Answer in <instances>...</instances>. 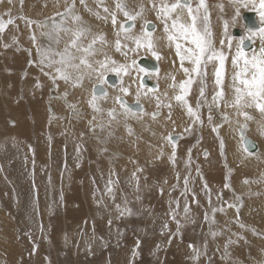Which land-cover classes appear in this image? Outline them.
I'll return each instance as SVG.
<instances>
[{"label":"rangeland","instance_id":"1","mask_svg":"<svg viewBox=\"0 0 264 264\" xmlns=\"http://www.w3.org/2000/svg\"><path fill=\"white\" fill-rule=\"evenodd\" d=\"M191 1L194 2L192 6L195 8L199 0ZM207 1L210 2L211 0ZM255 1L259 3V0ZM117 2L118 0H110L109 3L113 10L104 13L105 15H110L111 20V14H115L116 24L112 23L109 26L100 27L102 32L96 25L99 32L94 35H89L88 37L86 34H82L78 41V43L87 46L93 38H97V42L93 46L96 49V53L94 56H91L90 62H93L95 57L99 56V52L102 55L105 52L112 51L110 41L118 38L117 33L120 34V39H124L121 25L129 19L122 11L117 9ZM122 2L134 10L132 13L140 11L131 6V0H122ZM173 2H175V0H163L158 4L160 7L162 4L170 5ZM209 2L206 3L208 10L210 8ZM107 3L108 2L106 1L103 2L104 5H107ZM212 4H214L213 6L215 8L211 6V13L208 12L209 19L207 21V26L212 33L214 48L217 51H223L226 57L222 74V85L216 84L215 73L218 71L217 61H208L206 66L202 65V71L205 72V75L197 76L195 73H192L193 83L189 86L190 89L188 88L189 92L185 96V99L187 102L189 101L188 105H191L193 109H198V115L205 116V111H207V118L209 119L208 115H211V119L215 121V125L219 128L220 123L218 124L216 122L217 118H213V115H215L214 110L220 106L218 105V107L216 102L210 101V98H213L211 96L212 93L215 95L216 92L224 87L226 90L229 89V96L230 92L232 93L231 87L233 86V78L236 74L228 73V51L226 49L231 48L228 47V40L229 38L231 39V46L237 41L240 42L241 36L235 37L233 35V30L235 28L244 30L242 19L243 13L250 11L249 9L254 10L255 8L253 7L255 6L258 8L256 11H258L259 14L260 10L259 5H253L250 3L247 7L240 6L239 15H236V8L232 6L230 0H213ZM220 5H223V10H221ZM67 8L68 7H66V9ZM88 9L90 13L94 15L92 4H90ZM256 11L254 10V12ZM157 13L158 11H156L154 15L158 16ZM5 14L7 17L13 15L12 12ZM28 14L29 18L35 20L38 19L36 13ZM202 15L203 9H201V16ZM184 16L182 22H190V18L187 16L186 12ZM53 17L54 16L47 20L48 23L53 24L56 29L61 23V20ZM64 17L68 20V23L72 20V17L70 18L67 14L66 16L64 15ZM83 17L84 16H80V18ZM102 18L103 17L100 14L87 19L90 21L97 20L100 24ZM233 18L235 19L234 23ZM151 19H153V17L146 14H142L141 17H138L137 21L139 23V29L142 31L145 24L144 22ZM225 20L229 21L227 37L225 36L224 30ZM259 20L262 26H264V19L261 18V15L259 16ZM0 21L4 22L5 20ZM82 21L85 23V20L81 19V22ZM13 22L12 19V23ZM41 22L42 21L37 24V26H39V28H36L37 30H40L39 24L43 23ZM128 22H131L133 25V21ZM45 23L46 22H44V25ZM202 23L201 20H198V26H201ZM75 31L77 30L73 29V31L68 32L69 35L66 36L64 44L62 43L63 47L61 52H63L65 47L70 44L71 40L74 38L73 34ZM51 33H53V31L49 32L48 35ZM39 34L40 36H38L37 39L32 36L31 41L28 39L29 44L34 48H37L39 45L37 43H40L43 39L42 31H40ZM154 34L152 33V36ZM59 35L60 38L62 34ZM256 35H259V31H256ZM100 36H103L104 39L106 36L110 38L106 41H101L98 39ZM255 36L252 37L253 40H255ZM2 39H4V36H0V42ZM21 40L22 39H17V41L15 40L16 42L12 43L14 47L12 51L15 52L16 50L17 52L20 51L19 53L22 52V54L19 55L21 59H19L20 61L18 60V62H21L22 64L26 62V68L22 71V74L26 72L28 75L27 79H25L26 76L22 74L21 76L23 79L19 78V80L18 76L15 78V74H18V64L16 63V60L11 59L10 57L2 59L3 61L0 59V66L4 65L0 69V72H2L0 73V195L2 196L0 197V264H100V262H102L101 264H264V249L261 251L258 250L259 248H264V243L260 239L256 240L255 237L251 236L255 244H263L256 249L251 238L247 237L248 231L254 233V231H252L253 229L240 221H237L238 223L236 222L238 225L231 224L229 218H232L230 217V214L232 213L230 212H233L232 216H237V212L229 206L231 199L225 205V208L229 210L225 212L226 209L223 208L225 213L219 212L222 209L219 208V202H221L222 199L228 200V195L230 196V192L226 191L227 188H223V173L224 176L226 175L225 178H229V181L233 182V178L236 179L235 176L237 175L238 168L237 165L232 166V164L229 168L226 166L225 163H227V161L225 156H228L226 151L228 146L225 138L223 140L220 133L215 132L213 129L215 128L214 123L212 129L209 120L208 123L199 127V121L204 122L206 116H200L198 121L195 116H190L188 114L186 104L175 100V96L181 93L179 84L188 79V76L181 68L180 57L177 55V52L175 53L176 49L173 50L175 42L170 41V43L173 44L172 50L175 55L170 58L169 62L166 65H163L158 61L161 67V70H158V74L147 72L146 69L137 65V61L140 59V54L137 52V56L132 55L131 61H136L135 64L138 66L139 72L135 75L119 76L122 84L133 85L134 89L140 92H147L155 98L156 102L152 103L139 100L135 96H131V100L127 99L128 101H138L142 103L145 110H133L135 115H125L124 108L116 102L121 108L116 106L115 103L110 105L101 104V106L98 107L100 111H96L90 104V100L94 95L92 90L88 95V103L90 107H82L80 105L81 108L78 99L70 100L69 97L67 100H65L66 98L64 99L67 106L59 107L56 104L54 105L57 112H55L53 108L55 116L53 115L54 117H52V123L57 124L58 121H61V126L57 129V132L52 133V142L56 143L57 146V150L54 154L58 159V166H55L53 162L49 165L47 163L48 161L45 160V158H42V155L41 157L37 156L39 161H36L34 157L33 159H30V150L25 151L26 147L33 145L31 144V136L29 132L30 126L27 119L28 117L31 118V107L37 106V102L28 99V104L21 99L23 97H19L22 95L23 88H26V80L31 79V85L33 81H36L37 79L41 78L42 80H45V84L43 85L41 82H36L39 87H42L39 94L40 98L37 99V101L41 103V107L38 108L41 116L43 115L46 117L48 110L46 108L45 99H48L47 95L49 92H52V89L55 90L56 88L57 92L55 91V95H58V91L61 94V87L67 92L66 96H69V94L75 95L76 91L79 92L77 89H80L81 85L86 82V78L93 81H96L97 78L95 75L89 74L88 76H85L84 81L79 86H74L72 81L65 82L64 80L59 79L58 74L55 73L56 69L54 65L52 64L49 66V63L45 62L46 60L49 61L46 56L48 54L51 55L46 52L47 46L43 45V47H41L43 53L39 52L36 54L32 50H27ZM221 40L225 41L223 45L220 43ZM58 41V39L55 40V44H57ZM102 42H108V45L104 50H101ZM179 42H184L187 46H190L185 41L181 40ZM18 47L21 48L19 49ZM259 47L261 48L262 45H259L258 49ZM52 48H50L51 52L54 56L57 55L56 53L59 52V49L52 50ZM258 49L257 52L260 50ZM28 51L34 54L33 59L32 54L29 56L30 52ZM72 51L75 53V49ZM123 51H125V49ZM75 54L80 55V53ZM40 57L44 59L43 63H41L42 59ZM58 59L59 56H57L55 60ZM32 65L34 68L32 67V69H29ZM242 66L243 63L240 67ZM57 67H59V65H57ZM165 67L167 68V71L162 73V68ZM184 67L192 68L193 65L185 60ZM203 68L206 69V71H204ZM31 70L33 75H30ZM83 70H85V68L82 66L80 71L83 72ZM69 71L72 72L73 77L75 78L77 72L72 69H69ZM45 72L49 76L44 75ZM145 74H148L154 79V82L158 84L160 82V93L158 92L156 95L153 91L145 89L148 88V86L144 88L141 86L142 84L140 81ZM105 75L108 74H106V72L104 73V79ZM53 76H56L55 81L53 80ZM172 77H175L174 81ZM173 83L177 86L171 87ZM53 84L55 86L50 89L49 87ZM95 84H102L105 87H110V85L101 82L88 83L86 87L89 89L91 87L94 88ZM116 87L118 86L111 88ZM121 88H123V86ZM201 89H203V91L206 89L204 92L205 95L203 96L200 94ZM192 92L193 95L191 97ZM110 93L107 94L106 97H102L104 95H101V97L98 98L99 103L107 101V98L111 97ZM127 93L130 94L129 91ZM224 95L227 94L225 93ZM13 96L17 98V102H13ZM229 96H226L225 98L227 103L225 108L228 110L229 108H232L229 106L231 103L228 99ZM157 97H159V101L157 100ZM31 99L33 100V97H31ZM202 99L204 100L202 101ZM98 101L96 100V103ZM205 102L207 104H205ZM195 104H197V109ZM169 105L171 107H169ZM209 108L213 111L211 110L210 112ZM252 108L254 107L246 108L244 110L249 114L248 109L250 110ZM110 109H116L119 111L117 118L112 119L109 116ZM66 110L69 114H65L63 115L64 117H62L61 113H64ZM153 111L154 113H158L155 118H158V115H161L160 112L163 111V117L169 124L162 118H160V121L153 123L156 121L152 116ZM145 115L148 116L147 120H144ZM236 116L239 118V125H236V128H238L241 124V112ZM254 116H259L257 110L254 113ZM22 117H24V120L28 123L27 134L24 129L25 136L22 135L23 133L20 134V129L15 126L17 123L16 120L12 119V121L10 120L8 122L9 118L16 119ZM183 121L184 126L177 127V123ZM119 122L122 124H119ZM83 124L89 125L83 127ZM73 128L75 133L73 132ZM197 128H200V131L203 133L201 140L197 138ZM33 131H31V135H33ZM44 132L45 131L42 132L43 141L51 142L47 134ZM212 133L213 136L215 133L214 137L212 136ZM4 134L12 136L14 141L18 142L19 147L16 148L15 145L6 142L3 139ZM177 134L186 136L184 142L181 143L183 144V151H186L187 153V151H193L194 149L196 151L195 158L193 156L189 157V155L185 154V156L183 155L181 158L178 157L179 160H176L175 155H177L178 150L181 148L180 146L177 148L176 145L180 140L178 139L175 143L167 139V137H172ZM237 136H242V133L238 132ZM142 137L146 138V142L150 141L152 137L157 138L162 141L163 145L158 146L156 143H149L145 149H136L135 152L137 154L143 152L144 156L142 157L127 156L125 155L127 154L126 151H122L118 148L117 143L119 141L122 143L123 141H133L136 146ZM206 140H210L211 142H206ZM210 144H214V150L217 152L219 160L213 158L207 165L211 166L210 169L213 168V164L220 165V170L215 171V167L213 171H208L211 173L208 181L214 191L212 192L213 194L207 186L208 183L204 181V176L200 174L201 172L203 173V166L205 165L203 159H208L207 156L209 153L208 150H204L203 152L202 150L208 148ZM62 146L67 147L68 153L62 152ZM241 147L242 145L240 146V149L243 151ZM153 150H159V159H149L147 153ZM203 153L205 154V157L203 156ZM69 154L71 157L67 160L65 157ZM63 155H65V157H63ZM241 156L244 157L242 152ZM193 159L199 160V165L201 166L195 174V166H190V163L192 165L195 161ZM257 159L259 160V158ZM121 160L127 161L128 165L121 166ZM185 161L188 162L186 163ZM66 162L70 163L67 164ZM234 162L243 164L241 161L237 160ZM258 162H261L259 165L264 163V161ZM228 163H230L229 160ZM52 164L54 165L53 168ZM261 169L264 170L263 167H261ZM219 171L221 172V175ZM55 173H57V175ZM161 179H163V181H161ZM185 179L188 181L187 190L185 189ZM110 180L113 181L112 184H109ZM199 180L200 182L203 181L205 186L202 188L198 186V190H202L199 192L203 194L208 202L211 201L212 196L219 198V200L215 199L218 204H215V201L209 202L211 204L213 202L215 207L210 208L211 205L205 203L204 199L198 202L195 198V190L197 189V185L199 184L197 181ZM249 180L258 182L256 178L252 177L249 178ZM249 180L244 178L243 183L249 184ZM168 186L171 187L169 192L165 191ZM109 187L112 188L111 193L108 192ZM189 187L191 188V192L190 189H188ZM180 188H183V191L180 190ZM193 188L194 191L192 190ZM206 190L209 191L207 192ZM253 191L259 192L257 189ZM175 192H178L179 195ZM168 193H170V195H168ZM193 198L195 200H193ZM176 201L178 202L177 205H175L177 203ZM204 203L206 205H204ZM185 208L188 209L187 214L185 213ZM210 210L211 213L209 212ZM241 212L242 209L240 210V216ZM172 213H175L176 215L175 220L172 219ZM6 217L9 220V230L5 228L8 226L4 223L5 221L7 222ZM224 217H227L229 222ZM165 225H167V227H165ZM175 240H178V244H176ZM193 247L200 252L198 260L194 258L195 253ZM255 255L257 256L256 260L253 258Z\"/></svg>","mask_w":264,"mask_h":264},{"label":"bare ground","instance_id":"2","mask_svg":"<svg viewBox=\"0 0 264 264\" xmlns=\"http://www.w3.org/2000/svg\"><path fill=\"white\" fill-rule=\"evenodd\" d=\"M108 2L107 3V5H104L103 4V2ZM109 1L110 0H84V3H81L80 2V0L78 1V0H75V7L72 9V15H75V16H84L83 18H81L82 20H85V23H84V21H82L81 22V19L79 20V21H75V20H73L71 17H72V15H69L70 16V18L72 19L71 21H70V23H68L67 21V19H65V17H64V15L66 16V12H64V11H66V7H69L71 4H72V0H38V1H36V0H23V1H21V0H0V20H5L4 22H5V29H4V31H2V32H0V36H4V39H2L1 40V42H0V48H1V50H0V59L2 60V59H4V58H7V57H10L11 59H13V60H16V63L18 64V74H15V78H16V76H18V79L19 78H22L23 79V77L21 76V74H22V71L23 70H25V68H26V62L24 63V64H22L21 62H18V60L19 59H21L20 57H19V55L20 54H22V52L21 53H19V52H17L16 50H15V52H13L12 51V49L14 48L13 47V45H12V43H14V42H16L17 41V39H22L21 41H23V44H24V46L26 47V49L28 50H32L33 52H35L36 54L37 53H39V52H41V53H43V50L41 49V47H43V45H45V46H47V50H46V52H48V53H50L51 55H47L46 56V58H48L49 60H52V61H56L55 59L57 58V56L58 55H55L54 56V54L51 52V50H50V48H52V50H57V49H59V52H61V50H62V47H63V45H62V43L64 44V40L66 39V36H68L69 35V33L68 32H70V31H73V29H76V30H78V29H84V30H86V31H84L83 32V34H86V36L88 37L89 35H94V34H96L97 32H99V30H101V28L100 27H103V26H109V25H111L112 24V20L110 19L111 18V16L110 15H105L104 13H105V11H104V9L105 8H107L108 9V11H111V10H113V8H111V5H110V3H109ZM132 1V7H134V8H136V9H138V10H140L141 9V6H143V13L142 14H146V15H148V16H151V17H153V19H151V20H148V24H154V29H152V30H149L148 29V24L147 25H145L144 24V26H143V28L144 27H147V30L149 31V32H152L154 35L152 36V38H153V42H154V44H155V51L159 54V56H160V59H157L154 55H152V51H150V50H147V49H145V48H143V47H141V48H138L137 49V51L135 52V54H134V52H131V51H128V49H131V48H135L136 47V45L134 44V42L133 41H131V40H129V41H126V40H122V39H120L121 40V46H122V51L125 49V51H128V56L127 57H125L123 54H122V52H117L116 51V48H115V41L117 40V38L116 39H113V40H111L110 41V44H111V46H112V51H110V52H105V53H103L102 55H101V53L99 52V56H96L95 57V60L94 61H97V60H99V61H103L104 59H105V57L107 56V57H110L112 60H115L117 63H119V64H132V61H131V58H132V55H134V56H137L136 54H137V52H138V54H140V56H139V58L140 59H142L143 57L144 58H150V59H153V60H157V61H159L161 64H163V65H166L168 62H169V60H170V58L173 56V55H175V53H176V51H175V53H174V51L173 50H175L176 48L174 47L173 48V50H172V45L173 44H171L170 43V41L168 40V35H169V33L168 32H165V30H164V21L162 20V19H159L158 18V16H156V15H154V13L156 12V11H158L159 10V4L158 3H160V2H162L163 0H131ZM207 1V0H206ZM205 1V2H206ZM212 1L213 0H211L210 2L209 1H207L206 3H208L209 2V6H210V8H209V10H208V12L209 13H211V6L213 7V8H215L213 5L214 4H212ZM119 2H121V3H123L122 2V0H119ZM190 2H191V4L193 5L194 4V2L193 1H191L190 0ZM155 3V5H156V7H153V4ZM174 3V2H173ZM90 4H92V7H93V11H94V15L96 16V15H100L101 14V16L103 17L101 20H100V24H99V22L97 21V20H88L87 18H93L94 17V15H92L91 13H90V11H89V9H88V7L90 6ZM255 4L256 5H259V3L257 2V1H255ZM208 6V7H209ZM62 7H65V8H62ZM61 8V9H60ZM253 8H255L254 10L256 11V9H258L256 6L255 7H253ZM60 9V10H59ZM127 10L128 11H130V12H133L134 10H132V8H130L128 5H127ZM250 11L252 10V11H254L253 9H249ZM10 12H12L13 13V15L11 16V17H7L6 16V14L5 13H10ZM257 12V14H258V17H257V19H258V22L260 21L259 20V16H260V14H259V12L258 11H256ZM28 13H36V15L38 16V19L37 20H35V19H32V18H29V14ZM184 15H185V13H184ZM41 16H43V17H41ZM52 16H54L55 17V19H58V20H61V23L58 25V26H60V28L61 29H64V28H67V29H70V31H63V30H60V31H54V26L52 25L51 26V24H49L48 23V20L52 17ZM53 17V18H54ZM185 17V16H184ZM211 17H212V14H211ZM13 19V23L11 24H8L7 23V21L9 20V19ZM67 18V17H66ZM69 18V17H68ZM11 19V20H12ZM16 19V20H15ZM39 19H41V20H39ZM48 19V20H47ZM87 20V21H86ZM211 20V19H210ZM40 21H42L41 23L42 24H39L40 25V30L38 29H36V28H39V26H37V24L38 23H40ZM128 21H130V20H127L124 24H123V26L128 22ZM44 22H46L45 23V25H44ZM50 22V21H49ZM210 22V21H209ZM170 23V22H169ZM133 24H134V27H130V29H131V31L133 32V33H136V34H138L141 30L139 29V23H138V21H137V19L133 22ZM96 25H97V27H98V29H97V27H96ZM259 26H260V29L262 28V27H264V26H262V24H261V22H259ZM125 27H126V25H125ZM44 29V30H43ZM51 29H53V30H51ZM40 31H42V41L40 42V43H37V44H39L38 45V47L36 48H34L31 44H29V41H28V39L31 41V36L32 37H34L35 39H37V37L38 36H40ZM51 31H53V33H51L50 35H48V33L49 32H51ZM154 31V32H153ZM234 31V30H233ZM243 31V36L241 37V38H244V41L247 39L246 37V35H249V33L247 32V34H245V30H242ZM34 32V33H33ZM60 32V33H59ZM101 32H102V30H101ZM254 32H256V31H254ZM38 34V35H37ZM59 34H62V36L59 38ZM48 35V36H47ZM17 37V38H16ZM110 37H108V36H106L105 37V39H104V41H106L107 39H109ZM59 40L58 42H57V44H55V40ZM252 39V38H251ZM16 40V41H15ZM37 41V40H36ZM62 41V42H61ZM219 41V40H218ZM218 41H217V43H218ZM252 42H253V48L252 49H250V50H248V51H245L244 50V53H245V57L246 58H250L253 54H259V52H257V49H258V46L259 45H262V46H264V40H262V38H261V36L260 35H256L255 36V40H253L252 39ZM43 43V44H42ZM17 44V43H16ZM125 44H127V48H124L123 46L125 45ZM19 45V44H18ZM107 45H108V42H102L101 43V50H104L106 47H107ZM182 45H184L185 47H187V45H186V43H182ZM17 46V45H16ZM215 46H216V44H215ZM238 46H240V44H239V42L237 41L233 46H231V48L230 49H226L227 51H228V57H227V63H228V73H230V74H232V73H234V74H236L237 72H239L240 71V66H241V64L243 63V60H240V61H238V64H239V66H234L233 65V60L236 58V50H237V47ZM23 47V46H22ZM19 48V47H18ZM21 48V47H20ZM19 48V49H20ZM259 49H260V47H259ZM258 49V50H259ZM28 52H30V51H28ZM58 53V52H57ZM56 53V54H57ZM30 54H32V59L34 58V54L32 53V52H30L29 53V56H30ZM119 54V55H118ZM121 54V55H120ZM141 54H143V55H141ZM40 56V55H39ZM38 56V57H39ZM41 58V57H40ZM90 58L91 57H88V59H89V61H90ZM138 58V59H139ZM31 59V60H32ZM42 59V58H41ZM139 59V60H140ZM174 59V58H173ZM30 60V61H31ZM59 60V59H58ZM138 60V61H139ZM3 61V60H2ZM20 61V60H19ZM92 62L93 63V68H97L98 67V65L97 64H95V62ZM138 61H137V65L139 66V64H138ZM217 61V68H218V70H219V68H220V64H219V61L218 60H216ZM33 62V61H32ZM46 63H49V61H45ZM215 63V62H214ZM53 65H54V67H55V69L57 68V65L58 64H55V63H53ZM136 64H134V65H132L129 69H128V71L125 73V72H121V76L123 77V76H125V75H135L136 73H138L139 72V68H138V66H137ZM2 66H4V65H2ZM2 66H0V69H1V67ZM219 66V67H218ZM32 67H33V65L32 66H30L29 67V69H32ZM34 67H35V63H34ZM33 67V68H34ZM141 67V66H140ZM204 69V68H203ZM161 70V67H160V65H159V71ZM29 71V70H28ZM147 71V70H146ZM159 71L157 72H153V73H159ZM167 71V68L165 67V68H162V73H164V72H166ZM204 71H206V69H204ZM83 72H84V74H85V76H88L89 74H93V75H95L96 76V78L98 77V75H99V73H93V72H90V70H88V69H85V70H83ZM147 72H151V71H147ZM0 73H2V72H0ZM56 73V72H55ZM204 73V75H205V72H203ZM106 74H116V73H114V72H111V71H108V72H106ZM22 75H24V76H26V78L25 79H27V77H28V75L26 74V72L24 73V74H22ZM30 75H33L32 74V70H31V72H30ZM44 75H47V73L45 72V74ZM108 75H105V80H106V77L108 76ZM148 75V74H147ZM36 76H37V74H36ZM47 76H49V75H47ZM46 76V77H47ZM145 76V75H144ZM143 76V77H144ZM143 77L141 78V81L140 82H142V79H143ZM150 77V76H149ZM151 78V77H150ZM22 79H21V81H22ZM24 79V80H25ZM20 80V79H19ZM98 79H96V81H93V80H89V79H87L86 78V82H84L82 85H81V88L80 89H77L79 92H77L76 91V93H75V95H71V94H69V96L67 95L66 96V91H64V89H62V87H61V94L59 93V91H58V95H55L56 94V88H55V90L54 89H52L53 88V86H55L54 84L52 85V86H50L49 88L50 89H52L51 91V93L49 92L48 93V99H45V104H46V108H47V110H48V114H47V116L46 117H44L43 115L41 116V113H40V110H39V108L38 107H41V103L39 102V101H37V99H39L40 97H39V94H40V90H41V88L42 87H39V86H37L38 84H37V82L36 81H38L39 83L41 82L42 83V85L43 84H45V80H42L41 78L40 79H37L36 81H33V83H32V85L30 84V82H31V79H28V80H26V88L24 89L23 88V90H22V95L21 96H19L20 98L21 97H23V98H21V99H23L24 101H26L28 104H29V100L28 99H30L31 101H35V102H37V106L36 107H31V110H30V114H31V118H29L28 117V123H29V126H30V129H29V132H30V136H31V144H33V145H31V146H29V147H26L25 148V151H29L30 150V153H29V157H30V159H33V157H34V159H36V161H39L38 160V157L37 156H39V157H41V155L43 156L42 158H45V160H47L48 162V164L50 165V163H52L53 162V164L55 165V166H58L57 165V163H58V159L55 157V152H56V150H57V146H56V143H54V142H52L53 141V138H52V133H56L57 132V129L61 126V124H60V122L61 121H58L57 119V124H53L52 123V117H54L55 115V112H57V109H55V104L57 105V106H67V104H66V102L64 101V99L65 100H67L68 99V97L70 98V100L71 99H78L79 100V106L81 105L82 107H90L89 106V103H88V99H89V97H88V95H89V92L91 93V90L94 92V90H95V87L98 85V84H95L94 85V88L93 87H91L90 89L89 88H87L86 86H87V84L88 83H92V82H95V83H99L100 81L98 80ZM118 80H119V82H118V84H117V86L118 87H116V88H111V87H115V86H111L110 85V87H105L104 85H102L103 87H105V89L107 90V94H109L110 92V94H111V97H109V98H107V101H102V99H101V101H102V103H99V101H98V98L99 97H101V95H98V94H96L97 95V103H96V105H97V107H99V106H101V104H103V105H110V104H113V103H115L116 104V99H115V97L116 96H120V97H122V98H125V100H126V102L127 103H134V102H138V101H128L127 99H129V100H131V96H135V97H137V93L139 92L140 93V95H139V100H142V101H147V102H149V103H152V102H156V100H155V98L154 97H152L149 93H147V92H140V91H138V90H136V89H134V86L133 85H125V83H121V79H120V77L118 76ZM151 80L153 81L154 79H152L151 78ZM84 81V80H83ZM89 81V82H88ZM154 82V81H153ZM156 83V82H155ZM29 84H30V86H29ZM107 84V83H106ZM142 84V83H141ZM157 84V89H154V88H152V87H150V86H148V88H145V89H147L148 91H153L156 95L158 94V92L161 90V85H160V82H159V84L158 83H156ZM109 85V84H108ZM58 86H60V85H58ZM107 86V85H106ZM127 87L128 88V91L130 92V94H128V93H123V92H120L119 91V89L121 88V87ZM143 88L144 87H146V86H144L143 84L141 85ZM60 88V87H59ZM49 89V90H50ZM151 89V90H150ZM190 89V88H189ZM56 91V92H55ZM205 91H206V89H205ZM204 91V92H205ZM223 91H224V94L226 93L227 95H224V98L222 99V101L220 100L219 101V108H216L214 111H215V115H213V118H217L216 119V122L219 124L220 123V126H219V128H218V126H216L215 124V121H213L212 119H211V122L209 121V123H210V125H211V129L213 128L212 127V125H213V123H214V125H215V128H213V129H215V132H219L220 133V136H221V138L224 140V138H225V141H226V143H227V146H228V149L226 150L227 151V153H228V156H227V158H226V161H227V163H228V159L229 160H232V161H241L243 164H245V165H247V167L249 168V170H250V174L251 175H253L255 178H257L258 177V173L256 172V170H257V168H258V166H259V164L261 163V162H258V161H262V160H260V158H259V160L257 159L258 157H260L261 156V147H260V145H258V140L257 139H255V138H253L251 135H250V133L251 134H253L254 136H257V135H259V133L260 132H262V133H264V125H261L260 127H257L256 125H252V124H250V122H248V121H245L243 124H241L238 128H236V127H233L232 125H231V122H230V120H231V118H230V116L228 115V112H227V109L225 108V103H226V96H229V89L228 90H226L225 89V87L223 88ZM189 92V91H188ZM15 93V92H14ZM145 93L147 94V95H145ZM160 93V92H159ZM60 94V95H59ZM201 94V93H200ZM15 95V94H14ZM192 95H193V92H192V94H191V97H192ZM204 95H205V93H204ZM107 96V95H106ZM105 95L104 96H102V97H106ZM124 96V97H123ZM211 96L213 97L214 96V93H212L211 94ZM31 97H33V100L31 99ZM190 97V98H191ZM13 98V102H17V98H15L14 96L12 97ZM19 99V98H18ZM63 99V100H62ZM189 100V99H188ZM200 100V99H199ZM204 99H202V101H203ZM210 101H213V99L212 98H210ZM71 103H73L72 101H70ZM189 102V101H188ZM198 102V101H197ZM205 104H207L206 102H205ZM213 105V104H212ZM72 106V105H71ZM80 106V107H81ZM116 106H120V105H117L116 104ZM195 106H196V109H197V104H195ZM214 106V105H213ZM70 107V106H69ZM81 107V108H82ZM53 108H54V111L55 112H53ZM63 108V107H62ZM73 108V107H72ZM101 108V107H100ZM119 108H121V107H119ZM145 108V107H144ZM199 108V107H198ZM70 109V108H69ZM200 109V108H199ZM210 109V108H209ZM62 110V109H61ZM65 110V109H64ZM111 110V109H110ZM145 110V109H144ZM195 110V109H194ZM198 110V109H197ZM212 110V109H211ZM240 111H242V109H239ZM252 110H257V108H252V109H248V111H252ZM70 111V110H69ZM213 111V110H212ZM60 112V111H59ZM62 112V111H61ZM160 112V111H159ZM115 113H116V116H115V118H117L118 117V115H119V111H117L116 109H115ZM153 113H154V111H153ZM59 114V113H58ZM62 114V117H64L63 115H65V114H69V112H67V110L66 111H64V113H61ZM140 114V113H139ZM160 114L161 115H158L159 117L158 118H155L156 119V121H154L153 123H156V122H158V121H160V118H162V119H164V117H163V111H161L160 112ZM220 114H221V116H220ZM54 115V116H53ZM207 115V111H205V116ZM57 116V115H56ZM95 116V115H94ZM205 117L204 115H199V117ZM209 116V115H208ZM96 117V116H95ZM145 117V119L144 120H147L148 119V116L147 115H145L144 116ZM67 118V117H66ZM12 119H14V120H16V127H18L19 129H20V134H22L23 136H25L26 134H27V121L26 120H24V117H22V118H9L8 119V122L11 120L12 121ZM55 119V118H54ZM204 119V118H203ZM2 120V119H1ZM23 120H24V124H23ZM55 120V121H56ZM60 120V119H59ZM165 120V119H164ZM208 118H207V116H206V119L204 120V122H201V121H199L200 123H199V127H202V125L203 124H205V123H208ZM166 121V120H165ZM194 121V120H193ZM14 122V121H13ZM54 122V121H53ZM167 122V121H166ZM85 123H86V121H85ZM168 123V122H167ZM53 124V125H52ZM90 124V123H89ZM89 124H83L84 126L83 127H85V125L86 126H88ZM97 124H98V121H97ZM119 124H122L121 122H119ZM169 124V123H168ZM5 125V124H4ZM24 125V126H23ZM182 126H184V121L183 122H178L177 123V127H182ZM70 127H72V126H70ZM241 127V128H240ZM24 129L26 130V134H24ZM34 130V131H33ZM197 130H198V133H197V138L199 139V140H201V138H202V132L200 131L201 129L200 128H197ZM220 130V131H219ZM31 131H33V135H31ZM43 131H45L44 133L45 134H47V136H48V138L51 140V142L50 141H43V136H42V132ZM65 131V130H64ZM189 131H190V129H189ZM73 132L75 133V131H74V128H73ZM238 132H241L242 133V136H240V137H238L237 136V133ZM64 134V133H63ZM21 135V136H22ZM54 135V134H53ZM212 136H213V133H212ZM214 136H215V133H214ZM213 136V137H214ZM173 137V136H172ZM174 137H176V138H178L180 141H178L179 143L176 145V147L178 148L179 146L181 147L179 150H178V153H177V155H175V158H176V160H179L178 159V157L179 158H181V156H185V154H187V155H189V157L190 156H193L194 158H195V156H196V154H195V150L193 149V151H187V153H186V151H183V144H181L182 142H184V139L186 138V136L185 135H182V134H177V135H174ZM173 137V138H174ZM252 137V138H251ZM246 138H249V139H252L253 141H255L256 143H257V147H258V149H257V151L255 152V153H252L251 155H249L248 153H246L245 151H244V141H245V139ZM3 139L6 141V142H10V144L11 145H15V147L16 148H18L19 147V145H18V142L17 141H14V138L12 137V136H10V135H8V134H4V136H3ZM177 139V140H178ZM218 139H219V137H218ZM138 140V139H137ZM146 140V138L145 137H142L141 139H140V141H139V143L135 146L134 145V143H133V141L132 142H124L123 141V143L122 142H118L117 143V145H118V148L119 149H121L122 151H126L127 152V154H125V155H127V156H131V157H135V156H138V157H142V156H144V154H143V152L142 153H140V154H137L136 152H135V150L137 149V150H139V149H145L146 147H147V145L149 144V143H156L158 146H162L163 144H162V141L161 140H159V139H157V138H153L152 137V139H150V141H148V142H146L145 141ZM172 141V140H171ZM209 142L210 140H206V142ZM217 141V140H216ZM174 142V141H173ZM211 142V141H210ZM175 143H176V140H175ZM201 143V142H200ZM202 144V143H201ZM205 144V143H204ZM224 144V143H223ZM203 145V144H202ZM208 145V144H207ZM225 145V144H224ZM242 145V150L243 151H241V149H240V146ZM218 146H219V144H218ZM220 146H222V145H220ZM33 147H34V150H33ZM60 147V146H59ZM61 148V147H60ZM114 148H115V146H114ZM223 148H224V146H223ZM222 148V149H223ZM221 149V148H220ZM225 149V148H224ZM31 150H32V152H31ZM118 150V149H117ZM204 150H208L209 151V153H208V159H203L204 160V169H203V173L201 172L200 174L202 175V176H204V181L205 182H207L208 183V187H209V190H210V192L212 193V192H214L213 191V189H212V187L210 186V183H209V181H208V179L210 178V176H211V173L210 172H208V171H213L214 169H215V167H213L212 169H210V167L211 166H208L207 164L213 159V158H216V159H218L219 157H217V152H215V150H214V144L213 145H211L210 144V146H208V148H205V149H203L202 150V152L204 151ZM62 152H67L68 153V149H67V147L66 146H62ZM201 152V153H202ZM222 152V151H221ZM241 152H242V154L244 155V157H242L241 156ZM263 154V153H262ZM34 155V156H33ZM61 155V154H60ZM118 155V154H117ZM140 155V156H139ZM147 155H148V157H149V159H159V150H153V151H151V152H149V153H147ZM59 157V156H58ZM63 157H65V155H63ZM69 157H71V155L69 154V155H66V157L65 158H67V160H69ZM81 158V157H80ZM264 158V157H263ZM62 159V158H61ZM253 159H255V160H258V161H255V160H253ZM42 160H44V159H42ZM44 160V161H45ZM73 160V159H72ZM193 160H195V159H193ZM193 160H191V161H193ZM219 160V159H218ZM223 160V159H222ZM156 161V160H155ZM154 161V162H155ZM43 162V161H42ZM164 162H166V161H164ZM186 162V161H185ZM188 162V161H187ZM186 162V163H187ZM199 160H195L194 161V163L191 165V163H190V166H192L193 167V165L195 166V170H194V174L196 173V171L197 170H199V168L201 167L200 165H199ZM45 163V162H44ZM67 164H69L70 162H66ZM203 163V162H202ZM52 164V168H53V165ZM65 164V163H64ZM121 166H127L128 165V163H127V161H125V160H121ZM226 164V163H225ZM186 165V164H185ZM1 167V166H0ZM34 167V166H33ZM186 167H188V166H186ZM39 168V167H38ZM63 168V167H62ZM170 169V168H169ZM185 169H187V168H185ZM36 170V169H35ZM38 170V169H37ZM171 170V169H170ZM169 170V171H170ZM189 170V169H188ZM59 171V170H58ZM142 171H144V170H142ZM167 171V170H166ZM187 171V170H186ZM190 171H191V169H190ZM34 172V171H33ZM38 172V171H37ZM193 172V171H192ZM200 172V171H199ZM31 173V172H30ZM56 175H57V173H55ZM199 174V175H200ZM58 175H59V173H58ZM43 176V175H42ZM184 176H185V174H184ZM197 176V175H196ZM226 176V175H225ZM224 177V176H223ZM51 179V178H50ZM167 179H168V177H167ZM171 179V178H170ZM190 179H191V175H190ZM200 179H202V178H200ZM230 180V179H229ZM231 180H232V178H231ZM29 181V180H28ZM38 181V180H37ZM54 181V180H53ZM161 181H163V179H161ZM223 181H225L224 179H223ZM227 181V180H226ZM235 181V180H234ZM50 182V181H49ZM176 182V181H175ZM197 182H199V184L197 185V189L195 190V193H196V195H195V198L197 199V201L199 202L200 200H202V199H204V202L205 203H209V202H211V201H209L208 202V200H206L205 199V197L203 196V194H201L199 191H202V190H198V186H200V188H202L203 186H205L204 185V183H203V181H201L200 182V180L199 181H197ZM174 184V183H173ZM226 184V183H225ZM235 184L237 185L236 186V188H237V190H241L243 187H244V183L241 181V182H236L235 181ZM247 184V183H246ZM227 185V184H226ZM248 185V184H247ZM44 186V185H43ZM182 186V185H181ZM195 186V185H194ZM45 187V186H44ZM173 187V186H172ZM183 187V186H182ZM229 188V187H228ZM50 189V188H49ZM183 188H180V190H182ZM188 189H190V192H191V188L189 187ZM16 190V189H15ZM38 190V189H37ZM53 190H54V187H53ZM171 190V187H169L168 186V188L165 190V191H167V192H169ZM174 190V189H173ZM179 190V191H180ZM185 190V189H184ZM193 191H194V188L192 189ZM208 190V191H209ZM52 191V190H51ZM183 191V190H182ZM207 191V190H206ZM207 191V192H208ZM185 192V191H184ZM189 192V193H190ZM233 192V191H232ZM165 193V192H164ZM163 193V194H164ZM175 193H177L178 194V192H175ZM183 193V192H182ZM194 193V192H193ZM194 193V194H195ZM237 193H239L238 191H237ZM18 194V193H17ZM41 194V193H40ZM46 194V193H45ZM213 194V193H212ZM168 195H170V193H168ZM179 195V194H178ZM227 195H228V193H227ZM167 196V195H166ZM208 196H210V195H208ZM0 197H2L1 195H0ZM43 197V196H42ZM171 197V196H170ZM169 197V198H170ZM228 197H229V195H228ZM235 197V196H234ZM19 198V197H18ZM168 198V199H169ZM190 198V197H189ZM22 199V198H21ZM178 199H179V197H178ZM211 199H212V197H211ZM183 200V199H182ZM193 200H195L194 198H193ZM239 200V199H238ZM237 200V201H238ZM165 201V200H164ZM235 201V200H234ZM177 202V201H176ZM224 202H229V201H224ZM236 202V201H235ZM182 203V202H181ZM204 203V205H206ZM222 203V202H221ZM220 203V204H221ZM165 204V203H164ZM164 204H162V205H164ZM168 204V203H167ZM178 204V202L175 204V205H177ZM210 205H211V203H209ZM219 204V205H220ZM222 204H224V203H222ZM227 204V203H226ZM201 205V204H200ZM236 205V204H235ZM166 206V205H165ZM225 206V205H224ZM178 207V206H177ZM176 207V208H177ZM187 207V206H186ZM202 207H203V205H202ZM201 207V208H202ZM209 207V206H208ZM57 208V207H56ZM170 208V207H169ZM200 208V207H199ZM205 208V207H204ZM210 208H212V205H211V207ZM222 208V207H221ZM166 209V208H165ZM236 209V208H235ZM204 210V209H203ZM212 210V209H211ZM211 210L209 211L210 213H211ZM214 210H215V208H214ZM56 211V210H55ZM180 211V210H179ZM207 211V210H206ZM226 211V210H225ZM204 212V211H203ZM219 212H221V210L219 211ZM222 212H224V210L222 211ZM7 213V212H6ZM57 213V212H56ZM213 213V212H212ZM225 213V212H224ZM231 213V212H230ZM173 214V213H172ZM212 215V214H211ZM210 215V216H211ZM232 215V214H231ZM234 216V215H233ZM8 217V216H7ZM6 217V218H7ZM206 217V216H205ZM5 218V219H6ZM5 219H4V221H5ZM10 219V218H9ZM227 219V218H226ZM233 219V218H232ZM205 221V220H204ZM223 221V220H222ZM230 221H232V220H230ZM9 220H8V218H7V222L5 221L4 223L6 224V225H8V226H6L5 224V228L7 229V230H9ZM228 222H229V220H228ZM239 222V221H238ZM237 222V223H238ZM12 224V223H11ZM244 224V223H243ZM57 225V224H56ZM236 225H238V224H236ZM227 226V225H226ZM239 226H242V225H239ZM229 227V226H228ZM253 229V228H252ZM12 230V229H11ZM251 230V229H250ZM253 231V230H252ZM12 232V231H11ZM222 232V231H221ZM230 232V231H229ZM175 233V232H174ZM87 237V236H86ZM169 237V236H168ZM84 238V237H83ZM209 238H210V236H209ZM70 240V239H69ZM257 240V239H256ZM87 241V240H86ZM176 241V244H178V240H175ZM74 243V242H73ZM86 243V242H85ZM168 244V243H167ZM259 244V243H258ZM85 245V244H84ZM174 245V244H173ZM182 245V244H181ZM69 246V245H68ZM165 246V245H164ZM176 246V245H175ZM174 247V246H173ZM219 247V246H218ZM178 248V247H177ZM176 248V249H177ZM182 248V247H181ZM63 249H65V248H63ZM73 249V248H72ZM206 249V248H205ZM223 249V248H222ZM254 249V248H253ZM260 249V248H259ZM263 249V248H262ZM181 250V249H180ZM185 250V249H184ZM210 250V249H209ZM79 251V250H78ZM89 251V250H88ZM155 251H157V250H155ZM182 251V250H181ZM219 251V250H218ZM257 251V250H256ZM69 252V251H68ZM260 252V251H259ZM182 253V252H181ZM211 254V253H210ZM221 254V253H220ZM230 254H232V253H230ZM81 255V254H80ZM182 255V254H181ZM212 255V254H211ZM226 255H227V253H226ZM73 256V255H72ZM18 257V256H17ZM53 257V256H52ZM87 257V256H86ZM179 257V256H178ZM220 257V256H219ZM225 257H227V256H225ZM181 259V258H180ZM223 260V259H222ZM177 261V260H176ZM102 262H100V264H101ZM203 264V263H202Z\"/></svg>","mask_w":264,"mask_h":264},{"label":"snow or ice","instance_id":"3","mask_svg":"<svg viewBox=\"0 0 264 264\" xmlns=\"http://www.w3.org/2000/svg\"><path fill=\"white\" fill-rule=\"evenodd\" d=\"M81 3H84V0H80ZM230 3L233 7L236 8V15H239V7H247L250 3L255 5V0H230ZM75 7V0H72V4L66 9L67 15H72V9ZM117 9L123 12V14L128 17L130 21H135L138 17L142 16L143 6H141L140 11L132 13L127 10V5L124 3L117 2ZM153 7H156L155 3ZM221 10H223V5H220ZM201 9H203V15L201 16ZM259 10L261 18L264 19V0H259ZM105 12L108 11L107 8L104 9ZM187 13V16L190 18V22H182L184 13ZM158 17L164 21V30L168 32V40L171 42H175V48L177 55L180 57L181 68L183 72L188 76V79L179 84V88L181 89V93L175 96V100L183 102L187 105V112L190 116H195L197 120L200 119L197 114L198 110H194L191 105H188V102L185 99V96L188 93L189 86L193 83L192 73H195L197 76L203 75L202 65L206 66L208 61L218 60L220 64V68L216 71V84L222 85V74L224 69V61L226 59L223 51H217L213 45L212 33L207 26V21L209 19L207 4L205 0H199L198 4L195 8H193L190 0H175L174 3L162 4L158 10ZM112 15V23L116 24L115 14ZM72 19L75 21H79L81 18L79 16L72 15ZM198 20H201L203 23L201 26H198ZM170 22V23H169ZM235 19L233 18V23ZM8 24L12 23V20L9 19L7 21ZM145 25L149 22L145 21ZM134 27V24L132 25ZM228 28L229 21H224V30L225 36H228ZM5 22L0 21V32L4 31ZM121 29L124 33V40H131L136 45L135 48L128 49V51L136 52L138 48H145L147 50L152 51V55H154L157 59H160L159 54L154 50L155 44L153 42L152 33L147 30V27H144L143 30L139 33H133L129 27H124L121 25ZM70 31V29L64 28L61 29L60 26H57L54 31ZM86 31L84 29H78L74 32V38L71 40L70 44L65 47L63 52H58L59 60L52 61L49 60V66L53 63L58 64L59 67L56 68V73L59 76V79L64 80L65 82L72 81L74 86H79L82 84L85 74L80 71L81 67L90 70L93 73H99L97 79L101 83H107L104 79V73L111 71L116 73L117 76H120L121 72H127L128 69L136 63L135 60L132 61V64H119L115 60H112L110 57H105L103 61H94L95 64L98 65L97 68H93V63L89 61L88 57L94 56L96 53V49L93 47L97 38H93L92 41L84 46L78 41L80 40L83 32ZM249 33V39L256 35L252 29H247ZM119 33H117V40L115 41V48L117 52H122V54L127 57L128 51H122L121 40L119 38ZM259 35L262 40H264V28L259 29ZM34 38V37H33ZM98 39L104 41L103 36H100ZM185 41L190 46L185 47L179 41ZM221 45L225 43L224 40L220 41ZM240 46L237 47L236 50V58L233 60L234 66H239L238 61L243 60V66L240 67V71L236 73L233 80V88H234V100L230 103L229 106L236 107L238 109L255 107L262 114H264V46H262L259 50V54H253L250 58L245 57V53L242 45L244 44V38H241L239 42ZM127 48V44L123 46ZM228 47H231V39L228 40ZM75 49V53H80V55H76L72 50ZM187 60L193 65L192 68L184 67V61ZM78 61V63H77ZM44 62V59L41 60V63ZM69 69H72L77 72L75 78ZM56 76H53V80L55 81ZM173 81L175 77H172ZM39 86V85H37ZM177 85L173 83L171 87H176ZM99 87V86H97ZM102 91L103 95H107L106 91ZM121 92L127 93L128 88L123 87L120 89ZM140 93H137V98L139 99ZM145 95H147L145 93ZM166 95V94H165ZM204 95L203 89H201V96ZM224 98V92L221 88L220 91L216 92L213 96V101L218 103L220 100ZM97 96L94 94L92 99L90 100L91 106L96 111H100V109L96 105ZM159 101V97H157ZM116 102L121 105V107L125 110V115H135L133 109L130 106H127L122 97L117 96ZM159 106V104H158ZM169 107H171L169 105ZM137 109L141 110L139 103H137ZM211 112V109H209ZM158 113H153V118L156 117ZM241 114L244 115L247 119H251L247 112L241 111ZM109 116L112 119H115V109L109 110ZM170 118V117H169ZM95 119V118H94ZM209 121L211 122V115H209ZM215 130V129H214ZM167 139L172 140L173 137L169 136ZM244 151L251 155L252 153L245 143ZM247 182V181H246ZM113 181H109V184H112ZM185 189L187 190V179L184 181ZM108 192H112V188H108ZM232 207L233 205H229ZM119 207V206H117ZM188 209L185 208V213L187 214ZM172 219H176L175 213L172 216ZM179 224V222L177 221ZM167 227V225H165ZM214 235V234H213ZM193 251L195 253L194 258L199 259L200 252L193 247Z\"/></svg>","mask_w":264,"mask_h":264},{"label":"crops","instance_id":"4","mask_svg":"<svg viewBox=\"0 0 264 264\" xmlns=\"http://www.w3.org/2000/svg\"><path fill=\"white\" fill-rule=\"evenodd\" d=\"M257 17H258V15H257ZM52 25L53 24H51V26ZM231 91H232V93L230 92V96L228 97V99L232 102L233 98H234V88H233V86L231 87ZM226 104L227 103H225V107H226ZM244 109H246V108H243L242 111H245ZM227 112H228V115L231 118V120H230L231 125L233 127H236V125H239L238 124V119L239 118L236 115L240 114L241 111L238 108H236V107H232V108H229V110L227 109ZM248 112H249L248 115L251 117V119H247V118L245 119V116L241 114V118H240L241 119V124L244 123L245 121H248V122H250V124L256 125L257 127H260L261 125H264V114L259 112L258 109H257V113L259 114V116H254V113L256 112V110H252V111H248ZM250 135L253 138L258 140L257 143L261 147V152H260L261 156L258 157V158H260L262 161H264V158H263L264 157V133L260 132L259 135H257V136H254L253 134L250 133ZM204 155L205 154L203 153V156ZM225 157L227 158V155ZM229 161H230V163H226V166H228V168H229L231 166V164H232V166H236L237 165V168H238L237 171L238 172H237V175L235 174L236 175L235 176L236 179L233 178V182H230L229 178H225L224 173H223V176H224L223 179L225 180L223 182L224 183V187L223 188H227L228 189V190L226 189V191L230 192V196H229L228 200H225V199L221 200V202L224 203V204L219 202V204L221 203L219 208L222 207V209H221V212H222L223 208H225L224 205H226V203H228V202H224V201H229L231 199L230 205H233L231 208L235 212H237V216H235V217L230 214V217L233 218V219L229 218L230 220H232L231 224L232 225H236L237 221L244 222V224L246 226L253 228V231L255 233L254 234L251 231H248L247 237H250L251 240L253 241V243H254V240H253V238L251 236L255 237V239H260L264 243V170L261 169V167L264 168V163L262 165L258 166V168L256 170V172L259 174L258 177L256 178L258 180V182H254V181L249 180V178H251V177L255 178V177L250 174V170L247 167V165L240 164V163H235L232 160H229ZM213 167H216L215 171L220 170L219 169L220 165H214L213 164ZM220 175H221V172H220ZM244 178L248 179L250 181V183L248 185L244 184V187L241 190H237V188H236L237 185L235 184V181L236 182H241V181L243 182ZM221 182H222V177H221ZM255 189H257V191H259V192L253 191ZM237 191L239 193H236ZM215 199L219 200V198H216V196H212L211 200L215 201V204H218ZM235 203H238V204L235 205ZM215 204H213V202H212V204H211L212 208L215 207ZM246 206H247V209H246ZM241 209H242V212H241V216H240V210ZM228 210L229 209H226V211H228ZM231 213L233 214V212H231ZM224 218H227V217H224ZM226 220H228V219H226ZM247 229H249V228H247ZM257 236H260L263 240L260 237H257ZM262 245L263 244H255L254 243V246H255L256 249L258 247L262 246ZM263 249L260 248L258 250L261 251ZM256 255L253 257L255 260L257 259ZM261 261H262V258H261Z\"/></svg>","mask_w":264,"mask_h":264},{"label":"water","instance_id":"5","mask_svg":"<svg viewBox=\"0 0 264 264\" xmlns=\"http://www.w3.org/2000/svg\"><path fill=\"white\" fill-rule=\"evenodd\" d=\"M242 19H243V23H244V30H245V34H247V29H252L253 31H259L260 29V26H259V22H258V19H257V12H254V11H246L243 13L242 15ZM126 27H132V23L131 22H128L126 24ZM148 29L149 30H152L154 29V24H148ZM233 35L235 37H242L244 34H243V31L242 29L240 28H235L234 31H233ZM249 35H247V39L244 41V44L242 45L243 47V50L245 51H248L250 49L253 48V42H252V39H249L248 38ZM138 64L139 66H141L142 68L146 69L147 71H151V72H156L159 70V62L156 61V60H152V59H149V58H142L138 61ZM106 81H107V84L111 85V86H117L119 80H118V76L116 74H109L107 77H106ZM144 86H150L152 88H156L157 87V84L155 82H153L151 80V78L149 77V75L145 74V76L143 77L142 79V82H141ZM99 86V87H97ZM96 87H95V90H94V94H98V95H103L102 94V91H106L107 90L105 89V87L102 86V84H98ZM126 105L127 106H130L133 110L135 111H141L139 109H137V103H139L140 105V108L143 110L144 107L142 105V103L140 102H134V103H127L125 98H122ZM174 137V136H173ZM178 138L174 137L172 139V141L175 142V140L177 141ZM245 143H247V146L249 147V150L251 153H255L258 149L257 147V143L255 141H253L252 139H249V138H246L245 141H244V145Z\"/></svg>","mask_w":264,"mask_h":264}]
</instances>
